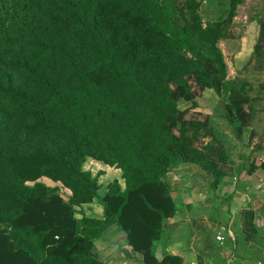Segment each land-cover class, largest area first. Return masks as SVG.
<instances>
[{"label":"trees","instance_id":"trees-1","mask_svg":"<svg viewBox=\"0 0 264 264\" xmlns=\"http://www.w3.org/2000/svg\"><path fill=\"white\" fill-rule=\"evenodd\" d=\"M22 2L0 0V158H9L7 118L34 116L41 131L61 130L78 141L65 152L52 149L58 165L78 158L89 142L121 171L125 189L100 199L98 229L74 219L58 195L26 196L0 211V264H98L92 238L110 224L145 264H180L174 257L158 262L151 247L176 212L161 178L178 142L170 118L201 70L182 52L194 45L169 33V17L153 0ZM217 59L206 63L203 84L224 77ZM228 94L239 132L251 109L241 87ZM2 170L17 188L38 187L15 167Z\"/></svg>","mask_w":264,"mask_h":264},{"label":"rangeland","instance_id":"rangeland-1","mask_svg":"<svg viewBox=\"0 0 264 264\" xmlns=\"http://www.w3.org/2000/svg\"><path fill=\"white\" fill-rule=\"evenodd\" d=\"M17 1L22 5V0ZM153 1L168 15L169 33L180 44L189 41L194 45L193 50L182 52L196 59L201 68L196 77L188 79L189 99H178L175 106L178 114L170 118L178 142L161 180L170 194L196 191L202 197L196 202L209 206L211 201L225 195L222 193L227 187L236 188L238 193L240 188H248L247 178L256 175V170L264 171V9L243 8L240 12L247 18L256 19L245 24L236 20L239 3L236 0ZM212 32L215 36L208 39L206 34ZM217 56L213 64L223 62L224 77L211 78L214 82L205 85L203 81L209 75L205 65ZM232 85L243 89L251 109L249 126L239 132L238 123L227 108L228 89ZM35 118L26 115L7 118L11 138L9 158H0V211L18 206L26 196L58 195L74 219L91 220L87 223L90 227L98 226L104 219L100 199L111 189L118 194L124 192L121 171L89 142L78 158L58 165L52 149L65 152L76 147L78 141H71L70 135L61 130L41 131L36 128ZM4 164L18 169L28 183L38 187L27 190L15 187L2 170ZM86 183L95 188L94 198ZM215 205L216 202L210 218L219 222L225 214ZM176 206L190 210L194 206L192 196ZM115 229L121 230L110 224L92 238V243H111L113 238L108 231L114 233Z\"/></svg>","mask_w":264,"mask_h":264},{"label":"crops","instance_id":"crops-1","mask_svg":"<svg viewBox=\"0 0 264 264\" xmlns=\"http://www.w3.org/2000/svg\"><path fill=\"white\" fill-rule=\"evenodd\" d=\"M249 6L264 9V0H240L236 14L239 23L256 21L240 12ZM256 173L247 178L248 188L236 193V188L227 187L222 193L225 195L209 206L196 202L202 200L196 191L171 193L176 212L152 244L153 257L158 262L174 257L180 264H264V171L259 169ZM189 196L194 206L190 210L179 209L176 205L189 200ZM215 202L225 214L219 222L210 218ZM122 232L108 231L113 238L111 243H93L91 250L98 264H145ZM217 237H222V241H217Z\"/></svg>","mask_w":264,"mask_h":264},{"label":"built area","instance_id":"built-area-1","mask_svg":"<svg viewBox=\"0 0 264 264\" xmlns=\"http://www.w3.org/2000/svg\"><path fill=\"white\" fill-rule=\"evenodd\" d=\"M216 239H217L218 241H222L223 238H222V237H217Z\"/></svg>","mask_w":264,"mask_h":264}]
</instances>
